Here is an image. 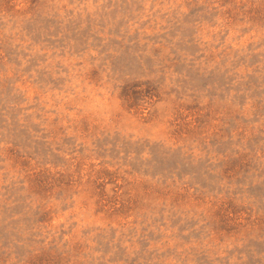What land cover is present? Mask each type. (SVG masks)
I'll use <instances>...</instances> for the list:
<instances>
[{
	"label": "rangeland",
	"instance_id": "1",
	"mask_svg": "<svg viewBox=\"0 0 264 264\" xmlns=\"http://www.w3.org/2000/svg\"><path fill=\"white\" fill-rule=\"evenodd\" d=\"M0 264H264V0H0Z\"/></svg>",
	"mask_w": 264,
	"mask_h": 264
}]
</instances>
